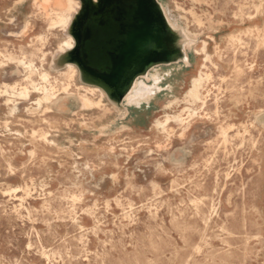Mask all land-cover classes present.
<instances>
[{"label":"rangeland","instance_id":"rangeland-1","mask_svg":"<svg viewBox=\"0 0 264 264\" xmlns=\"http://www.w3.org/2000/svg\"><path fill=\"white\" fill-rule=\"evenodd\" d=\"M157 2L194 43L148 72V104L80 110V73L59 110L34 93L10 115L0 94V264H264V0ZM62 39L33 0H0V91L25 75L11 56L61 84Z\"/></svg>","mask_w":264,"mask_h":264},{"label":"water","instance_id":"water-1","mask_svg":"<svg viewBox=\"0 0 264 264\" xmlns=\"http://www.w3.org/2000/svg\"><path fill=\"white\" fill-rule=\"evenodd\" d=\"M80 1L68 29L75 45L53 66L75 65L81 81L102 89L114 105L121 108L135 81L152 68L184 60L182 35L157 0Z\"/></svg>","mask_w":264,"mask_h":264},{"label":"bare ground","instance_id":"bare-ground-1","mask_svg":"<svg viewBox=\"0 0 264 264\" xmlns=\"http://www.w3.org/2000/svg\"><path fill=\"white\" fill-rule=\"evenodd\" d=\"M33 4L37 10L42 11L44 13L48 21L49 31L58 29L59 32H61L63 35V39L59 42L58 50L53 53L52 57L54 61L59 55L73 49L75 45L74 39L68 34V29L74 19V16L81 9L80 0H66L63 6H59V2H57V0H33ZM165 15L171 28L177 31L178 24L176 23V21H172L167 12L165 13ZM181 37L183 38V35ZM44 39L45 37L41 38V40ZM188 39L189 40L187 41L183 38L186 46H191L194 42L189 37ZM204 50L205 49H203V51ZM9 60L11 62H15L17 67H21L25 72L24 78L21 81L15 82L12 85L5 84L3 86V91H0V94H6L9 97L8 109L10 115L15 114L19 110L18 105L20 101H30L34 93L40 95V98L37 100L36 105L41 107L44 104L46 112H50L54 109L59 110L60 101L62 99L61 97H68L69 95L73 94L71 89L74 85L73 83L75 79L79 76L78 68L75 65H67L64 71L55 68V66L53 65L51 66V69L55 70V73L61 75L62 77L61 81L63 82H61V84H58V80L56 78L55 81L52 82V73L50 71L37 70L34 64L31 61H28L26 58H16L11 56L9 57ZM206 60H208V57H206ZM0 64L2 66L4 65V63L1 61ZM204 67L206 68V66ZM35 73L39 74L42 81L41 83H36L33 81L32 76ZM138 79L139 80L133 84L131 90L126 96L127 103L136 107H139L144 103L148 104L155 97V95L161 90L160 83L162 81V77L158 72H156L146 75L144 77H140ZM210 81L211 75L201 70L199 75L193 78L192 80L191 89L187 93L189 101H192L194 103H201L204 107L207 103L206 99L209 96L210 92L208 90V84ZM83 86L84 93L76 91V95H78L77 100L79 101V109L83 111H88L93 108L100 107L103 103V100L106 98L104 91L94 86ZM205 92L207 93V95H205ZM96 94L100 96L98 97V100H95L93 97H89L90 95ZM187 112L189 116H193L196 113L192 109H188ZM171 120H174L178 123L185 122V119L182 115L173 117L168 116L165 121L157 122V126L165 130ZM44 138L47 141V137Z\"/></svg>","mask_w":264,"mask_h":264}]
</instances>
